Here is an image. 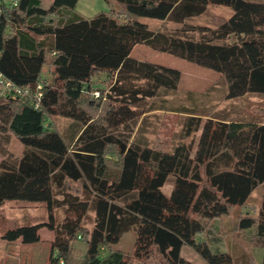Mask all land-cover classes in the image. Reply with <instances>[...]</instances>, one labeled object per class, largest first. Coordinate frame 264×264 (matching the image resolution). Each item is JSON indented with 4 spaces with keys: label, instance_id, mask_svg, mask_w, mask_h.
<instances>
[{
    "label": "trees",
    "instance_id": "trees-1",
    "mask_svg": "<svg viewBox=\"0 0 264 264\" xmlns=\"http://www.w3.org/2000/svg\"><path fill=\"white\" fill-rule=\"evenodd\" d=\"M8 1L0 0V70L19 87L44 84L38 107L0 99V209L8 201L39 203L48 217L2 239L33 245L41 230L54 232L48 264H192L181 254L190 236L209 264H264L253 255L264 250V106L251 111L257 120L188 115L173 149L151 144L144 131L154 109L143 102L176 93L182 75L131 57L145 45L220 74L227 100L264 98V0H114L123 19L113 10L85 18L76 12L78 0ZM210 6L232 15L194 35L153 31L138 21L183 23ZM45 71L51 83L42 80ZM101 75L112 80L108 90L94 87ZM57 119L72 122L69 138ZM11 139L23 146L20 157L10 152ZM260 188L256 214H241L230 233L247 236L248 254L237 260L196 242L207 221L247 208ZM170 205L190 223L186 239L163 225ZM129 232L136 233L133 254L114 248Z\"/></svg>",
    "mask_w": 264,
    "mask_h": 264
},
{
    "label": "rangeland",
    "instance_id": "rangeland-1",
    "mask_svg": "<svg viewBox=\"0 0 264 264\" xmlns=\"http://www.w3.org/2000/svg\"><path fill=\"white\" fill-rule=\"evenodd\" d=\"M112 10L121 19L126 17L123 7L114 3V0H78L76 8V12L85 18H93L99 13H110ZM231 15L232 10L229 8L210 6L202 15L189 18L183 23L146 18H138V21L146 24L153 31L186 32L194 35L193 30L199 27L211 30L218 29L226 23ZM131 57L141 62L154 63L178 70L182 75L180 87L176 93L164 96L165 93L162 92L160 96L143 102L146 108L154 109L146 117L148 120L145 121L146 128L144 131V135L151 144L156 143L159 146L162 143L166 149H173L182 140L181 132L188 115L230 121L257 120L258 117H254L251 111H260L264 106V98L254 95L237 100H227V84L220 74L177 57L154 51L145 45L136 46ZM42 80L51 83L53 79L50 75L45 74L42 76ZM93 82L96 90H108L112 80H108L107 75H101L95 77ZM54 124L64 133L66 138L75 132V128L72 129L74 126L69 120L57 119ZM185 142L189 143L190 139L185 140ZM9 150L20 157L24 148L16 139H11ZM115 161L114 159L111 168L112 172L117 174L119 168ZM170 191L171 188L167 186L165 193L169 195ZM261 193V188L254 193V197L247 208H236L230 216L220 220L207 221L208 231L201 235L202 238L198 236L196 242L199 244L208 243L212 246L211 250L216 253L226 250L237 260L241 259L244 254H248L249 250L244 244V239L247 236L236 238L230 233L241 214H256V210H252V208L256 209L259 205ZM170 206L163 219V225L186 239L188 236L186 229L190 223L176 209V206ZM47 217V207L44 204L21 201L6 202L0 209V264H48L46 253L50 242L55 238L54 232L46 229L41 230V242L33 245H26L21 241L9 243L2 239V236L9 230L45 222ZM93 218L94 214L90 212L86 217L85 224L91 225ZM190 242L191 239L188 236V245L182 252V257L192 264H209L191 247ZM135 243L136 233L129 232L122 237L120 243L114 248L127 254H133ZM76 249L84 255L86 245L79 241L76 244ZM262 253L264 254V251ZM107 255L106 250L101 251L103 258Z\"/></svg>",
    "mask_w": 264,
    "mask_h": 264
},
{
    "label": "built area",
    "instance_id": "built-area-1",
    "mask_svg": "<svg viewBox=\"0 0 264 264\" xmlns=\"http://www.w3.org/2000/svg\"><path fill=\"white\" fill-rule=\"evenodd\" d=\"M43 84L44 82L40 81L35 91L29 88L19 87L7 79L0 70V99L21 100L38 107V103L43 96Z\"/></svg>",
    "mask_w": 264,
    "mask_h": 264
},
{
    "label": "crops",
    "instance_id": "crops-1",
    "mask_svg": "<svg viewBox=\"0 0 264 264\" xmlns=\"http://www.w3.org/2000/svg\"><path fill=\"white\" fill-rule=\"evenodd\" d=\"M11 1H16V0H11ZM9 2V1H8ZM45 74H48V73H45L44 72V74L43 75H45ZM201 238H202V236H201ZM210 246V248L212 249V246L211 245H209ZM186 247L187 246H185L183 249H182V252H184V250L186 249ZM262 251H264V250H255V251H253V255H254V257H255V259H256V261L258 262V263H262L263 261H264V254L262 253ZM182 252H181V254H182ZM222 253H228V254H230V255H232L230 252H228V251H226L225 250V252H222ZM233 256V255H232ZM234 257V256H233Z\"/></svg>",
    "mask_w": 264,
    "mask_h": 264
}]
</instances>
